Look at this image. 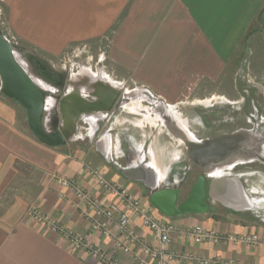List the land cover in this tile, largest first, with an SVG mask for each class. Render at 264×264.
I'll use <instances>...</instances> for the list:
<instances>
[{"label": "crops", "instance_id": "0c3cea01", "mask_svg": "<svg viewBox=\"0 0 264 264\" xmlns=\"http://www.w3.org/2000/svg\"><path fill=\"white\" fill-rule=\"evenodd\" d=\"M0 13L9 26L4 36L25 49L54 55L78 46L107 49V55L98 59L102 67L85 65L78 72H63L64 93L58 101L57 90L46 98L48 117L43 124L48 132L65 126L59 102L74 88L73 81L79 83L83 98L90 94L93 100L98 85L118 89L120 98L135 91L112 112L85 115L59 145L41 142L29 126L28 110L0 93V264H106L34 219L29 214L33 207L122 264L152 261L138 246L124 253L112 237L95 229L93 220L98 216L77 189L105 205L115 195L96 181L89 168L101 170L109 182L141 198L155 216L173 225L169 251L197 257L178 258L171 264H200V258L264 264V210L258 205L264 199H254L247 189L250 177H264L262 167L252 171L250 166L264 167L263 162L239 163L208 178V184L214 179L217 184L207 213L165 216L149 201L151 187L157 186L186 188L187 193L179 196L182 202L201 174L184 144L165 125L164 116L198 139L264 129V0H0ZM217 102L239 115L224 117L228 124L206 136L199 135L179 110L184 104ZM121 112L141 117L137 126L148 128L141 140H135L129 128H119L122 122L131 123L119 120ZM53 115L60 118L54 128ZM203 123L208 130L215 124ZM23 164L30 167L29 173H23ZM139 168L137 179L127 175ZM131 224L146 242L157 245L141 218L132 217ZM197 225L222 236L258 234L260 241L255 246L231 240L196 243L186 231ZM111 230L121 238L117 224Z\"/></svg>", "mask_w": 264, "mask_h": 264}, {"label": "water", "instance_id": "95a60500", "mask_svg": "<svg viewBox=\"0 0 264 264\" xmlns=\"http://www.w3.org/2000/svg\"><path fill=\"white\" fill-rule=\"evenodd\" d=\"M16 47L0 31V90L10 98L17 100L28 110L29 126L35 136L47 145H59L70 138L78 120L82 115L110 111L114 105L118 108L127 102L135 91L125 93L120 98V91L98 85L95 87V100H87L79 94L73 81V89L65 94L59 102L65 126L62 130L48 132L43 124L46 109L47 91L36 82V76L49 83L62 85L64 73L56 70L44 58H32V70L19 62L16 57ZM165 125L169 131L181 141L190 160L200 168L201 174L193 183L185 200L179 202L181 188H157L152 186L149 201L165 216L174 217L189 213H207L211 209L212 200L216 198V180L208 184V178L230 169L239 163L261 161L264 163V129L261 131L240 129L231 133L198 139L186 127L169 116H164ZM141 168L127 175L138 178ZM229 200L230 197L227 196ZM227 203L228 200H223Z\"/></svg>", "mask_w": 264, "mask_h": 264}, {"label": "built area", "instance_id": "2783aa9c", "mask_svg": "<svg viewBox=\"0 0 264 264\" xmlns=\"http://www.w3.org/2000/svg\"><path fill=\"white\" fill-rule=\"evenodd\" d=\"M89 171L99 184L109 189L115 195V200L105 205L98 198L91 196L81 188L77 189V195L82 200L89 203L95 210L98 216L93 220L95 229L101 230L106 237H112L117 248L124 253H130L133 246H138L141 252L149 256L152 260L150 262L142 260V264H171L173 260L178 258H183L185 260L197 259V257L192 254L181 255L169 251L168 248L171 244L170 234L174 230V227L166 218L155 216L151 208L147 206L141 198H136L126 189L120 188L116 184L109 182L101 170L89 168ZM59 181L64 185H72V182L67 179H59ZM29 214L37 221L45 223L53 231L61 233L74 247L87 251L106 264H122L114 259L104 248L92 244L83 237L67 230L57 221L38 210V208H31ZM132 217L141 218L143 224L152 231L157 240L156 246L146 242L133 228L131 224ZM114 224L118 225L121 238L114 237L111 230ZM186 235L190 240L196 243L207 240L214 242L231 240L236 244L255 246L260 241L258 234H229L227 236H222L216 231L206 229L202 225H197L188 229ZM198 261L200 264H241L235 260L224 261L200 258Z\"/></svg>", "mask_w": 264, "mask_h": 264}, {"label": "rangeland", "instance_id": "374dc122", "mask_svg": "<svg viewBox=\"0 0 264 264\" xmlns=\"http://www.w3.org/2000/svg\"><path fill=\"white\" fill-rule=\"evenodd\" d=\"M9 26L7 23V18L3 17L2 14L0 13V31L2 32V34L6 35L7 30H8ZM11 36V34H10ZM11 40V39H10ZM15 47H16V57L19 60V62H23V64H25L26 66H28L31 70H32V66H31V59L32 58H44L46 60H48L52 66L61 72H66L69 69H73L75 72H78L81 68H83L85 65H92V66H100V64H98V59L100 58V56H106L107 55V49L103 48L101 50H99L96 47L91 46L90 48H85V47H75V48H69L66 50H63V52H61L58 55H54V54H49L46 53L44 51L41 50H28L23 48L22 46H20V44H16L14 43ZM32 53V54H31ZM105 69L107 67V69L109 70L110 68L109 65L107 64V61H104V65ZM102 67V66H100ZM72 70V71H73ZM36 82L39 84V86L41 87H47L49 91H55V95H61L64 93V88L63 86H59L57 83L53 82L50 83L52 84L50 87H48V85L46 84L47 81L38 78L36 76L35 78ZM43 80V81H42ZM49 84V82H47ZM140 88V87H139ZM131 89H136V87H133ZM0 93H2V91L0 90ZM49 96V94H48ZM47 96V97H48ZM49 101V100H48ZM50 103V102H49ZM137 104V103H136ZM145 104V102H144ZM48 106V104H47ZM219 106V107H218ZM222 108L221 104L219 102L215 103V105L213 103H211V105H207L205 103H201L199 105H190V104H184L181 105L179 107V110L182 113V116L185 117L186 119H188L189 124L191 125V127H193V129L199 133V135L201 136H206L209 134H212L211 131L213 130V128H218L216 131H220L222 128L221 126H226L228 123L223 121V118H227L228 116H236L238 117V113H233V112H228V110H232L230 107L227 109V107H225V110H223L224 108H222V111L220 110ZM25 110L23 111V121L24 123L27 124V117L25 115ZM122 116L119 120L122 119H126L131 123H121V125L119 124V128H129V130L133 133V136L135 138V140H141V134L144 133L145 131H148V128H145V131L141 130L137 125L139 123L140 120V116L136 115L135 113H123L121 112ZM261 115V114H260ZM264 115V113L262 114ZM43 121L44 119H46L48 117V113L45 112L44 116H43ZM214 121L215 124H213L212 129L208 130V129H204V123L203 122H207V124H209V122ZM207 126V125H206ZM29 128V126H27ZM215 131V130H213ZM215 131V132H216ZM23 166V173H29L27 171L30 170V167L26 166L25 164L22 165ZM260 167L263 168L264 167L259 165V164H254L250 166V170H258ZM263 174V173H262ZM247 189L251 192V196L256 199V200H263L264 199V177L262 175L261 176H257V175H253L252 177H250L248 183H247ZM263 191V193H262ZM187 193L186 188L182 190L181 188V192H180V196L183 197L185 194ZM261 203V204H260ZM260 203L258 204L263 210H264V202L260 201Z\"/></svg>", "mask_w": 264, "mask_h": 264}, {"label": "flooded vegetation", "instance_id": "af4514ba", "mask_svg": "<svg viewBox=\"0 0 264 264\" xmlns=\"http://www.w3.org/2000/svg\"><path fill=\"white\" fill-rule=\"evenodd\" d=\"M45 90L47 91V94H46V97H47L48 94L50 93V91H49L48 89H45ZM61 95H62V94H61ZM61 95H56V100H57V101L59 100V98L61 97ZM85 95H86L85 98H86L87 100H90V101L93 100V96H91L90 94H85ZM51 96H52V95H51ZM113 109H116V105H114L110 111H103V112H112ZM45 112H46V109H45ZM45 112H44V114H45ZM84 116H85V115H82V116L79 118L78 121L82 120ZM43 118H44V117H43ZM59 119H60V118H58L57 115H53V116H52V118L50 119V124H51V126H52L53 128H54L56 125H58ZM262 126H264V123L262 124ZM262 126H261V127H262ZM258 128H260V127H258ZM262 128H263V127H262Z\"/></svg>", "mask_w": 264, "mask_h": 264}, {"label": "bare ground", "instance_id": "6f19581e", "mask_svg": "<svg viewBox=\"0 0 264 264\" xmlns=\"http://www.w3.org/2000/svg\"><path fill=\"white\" fill-rule=\"evenodd\" d=\"M222 180H223V179H222ZM228 180H229V179H228ZM235 180H236V179H235ZM228 184H229V183H228ZM228 184H227V185H228ZM236 184H238V183H236ZM229 185H230V184H229ZM223 187H225V186H223ZM236 187H237V185H236ZM225 188H226V187H225ZM228 188H229V187H228ZM240 188H242V187L240 186ZM232 189H233V187H232ZM218 190H219V189H218ZM225 190H226V191H229V189H228V190L225 189ZM239 190H240V189H239ZM231 192H236V191H235V190H234V191L231 190ZM237 192H238V191H237ZM220 193H221V192H220ZM228 194L231 195L230 193H228ZM232 194H233V193H232ZM237 194H238V193H237ZM215 195H216V194H215ZM224 195H226V194H224ZM242 195H243V194H242ZM222 196H223V195H222ZM233 196H234V194H233ZM238 197H239V196H238ZM240 197H241V196H240ZM218 198H219V197H218ZM232 198H233V197H232ZM245 198H246V197H245ZM221 199H223V198H221ZM221 201H222V200H221ZM238 201H239V200H238ZM243 201H244V200H243ZM243 201H242V202H243ZM222 202H223V201H222ZM224 203H225V202H224ZM244 203H245V201H244ZM248 203H249V202H248ZM248 203H247V204H248ZM226 204H227V203H226ZM239 204H240V203H239ZM235 205H236V204H235ZM230 206H231V205H230ZM233 206H234V205H233ZM244 206H245V205H244Z\"/></svg>", "mask_w": 264, "mask_h": 264}]
</instances>
